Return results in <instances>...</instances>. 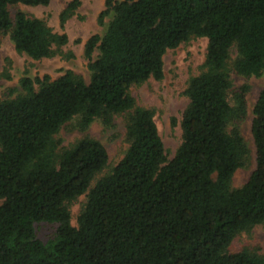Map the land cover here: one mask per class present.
I'll list each match as a JSON object with an SVG mask.
<instances>
[{
    "label": "trees",
    "instance_id": "16d2710c",
    "mask_svg": "<svg viewBox=\"0 0 264 264\" xmlns=\"http://www.w3.org/2000/svg\"><path fill=\"white\" fill-rule=\"evenodd\" d=\"M49 1L0 0V35L32 59L60 52L68 37L24 11L11 17L9 6ZM78 5L67 3L61 27ZM108 16L84 42L88 81L72 70L23 76L21 92L0 99V264H264V254L228 251L264 224V0H104L99 22ZM191 37L207 39L204 61L183 90L181 142L168 159L153 110L129 88L160 80L166 50ZM231 72L261 84L254 169L239 187L231 179L250 150L237 121L250 86L232 90ZM116 115L128 146L92 184L107 166L105 146L85 134L62 147L55 135L76 117L84 132ZM84 193L74 226L69 204ZM42 221L58 224L46 242L34 229Z\"/></svg>",
    "mask_w": 264,
    "mask_h": 264
},
{
    "label": "rangeland",
    "instance_id": "374dc122",
    "mask_svg": "<svg viewBox=\"0 0 264 264\" xmlns=\"http://www.w3.org/2000/svg\"><path fill=\"white\" fill-rule=\"evenodd\" d=\"M71 0H50L47 5L28 6L15 4L9 6L11 17L15 11H24L29 16L43 19L54 32H64L68 41L61 46L60 52L53 56L32 59L14 49L8 35H0V99L14 97L21 92L19 79L23 76L34 78L48 74L52 79L66 70L79 74L85 81L89 79L88 61L84 56V42L92 34H102L109 16L98 20L99 13L104 9V0H79L78 7L60 26L59 15ZM207 39L191 37L174 49H168L163 55V77L160 80L148 78L140 84L129 88V93L137 105L153 110V120L163 142L167 158L174 155L181 142L180 120L187 98L183 90L189 77L198 74L203 65ZM97 50L93 57H96ZM235 51H232V57ZM232 90L237 91L241 85L248 84L250 89L246 95V114L237 122L239 130L250 150L247 162L235 170L231 179L232 187H239L254 169V146L250 133L252 108L261 88L258 78H246L231 72ZM236 121V120H235ZM77 117L66 122L55 135L60 146L67 147L78 138L88 134L99 140L108 154L107 166L97 173L92 184L105 174L123 156L128 142L125 137V120L116 115L111 127H104L100 121H94L82 132L77 128ZM86 200V193L80 195L69 204L71 224L76 226V217ZM1 202V201H0ZM57 222H35L36 237L43 242L54 237ZM249 249L257 254H264V224L254 226L248 232H240L232 240L230 253Z\"/></svg>",
    "mask_w": 264,
    "mask_h": 264
}]
</instances>
